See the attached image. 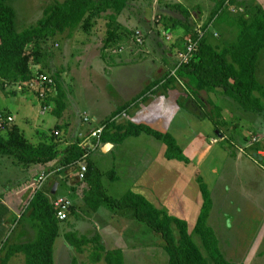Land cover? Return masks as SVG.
<instances>
[{"label":"crops","instance_id":"1","mask_svg":"<svg viewBox=\"0 0 264 264\" xmlns=\"http://www.w3.org/2000/svg\"><path fill=\"white\" fill-rule=\"evenodd\" d=\"M237 1L241 7H243V4L246 6L258 4L264 9V0ZM249 1H251V5L248 3ZM177 3H182L187 6L184 2L177 1ZM212 3L213 5L209 8V13L215 6V2ZM204 5L198 2L195 4V6ZM98 42L101 44V40ZM97 47L98 45H95V48ZM132 55L134 56L133 61L142 58L136 55V53ZM94 57L96 60L102 56L98 54V51H95V56L89 59L88 54H86L84 57V65H77L74 71L71 70L69 72L72 80L71 84L78 79L79 82L82 81L87 85L88 92L86 96L78 94L72 97L74 101L77 98L80 100L79 103L73 101L74 107H68L66 104L64 111L60 115L64 119L63 125H66V129L62 130L57 125L54 131L56 129L59 130L60 135L57 136V139L53 136L54 138H51L47 143L57 142V149L60 151L64 150L72 142L80 140L79 133H87L97 123L109 119L114 113H117L115 116V122L117 124H146L162 133H169L175 138L177 144H179L184 154L189 158L190 162L188 164L177 159H167L165 157L166 144L154 137H152L153 139L151 141L146 140L145 143H142L144 144L142 147L139 145L141 143L138 142V138L142 136L141 134L138 136H129L120 143L113 141L102 142L100 148L104 153L114 155L116 165L112 168L115 169L117 176L120 172V166L124 167L125 170L126 167L129 170V165L131 166L130 172L132 173H126L133 175L132 178H134L135 186L129 190L145 196L156 207L167 209L169 214L185 220L190 229L195 226L203 205V196L196 179V175L201 176L208 187L212 200L208 225L215 231L219 241V247L221 245H234L232 241L235 237L234 230L243 231L248 236L246 240H249L253 236L252 239L259 237L260 233L258 232L264 228V221L262 219L264 213V149H259L258 145L254 143H249L248 145V142L245 140L246 137H242L239 134L236 126L231 128L227 119L229 113L223 111V107L219 111L217 118L213 116L210 109L209 111L206 110L205 108L211 105L209 97H205L201 93V96H186L188 101L185 105L181 106L179 96L181 91L184 92V87L182 86L185 85V80L183 79V84L177 81L162 84L161 81L159 83L161 86L156 88L152 94L132 103L147 85L154 81H159L163 74L168 69H171L169 65H162L165 63L164 59L161 65H158L157 61L154 62L155 65H152L151 62L153 60H141L140 65H121L122 59L121 61L114 60V65L108 66L110 71L107 73V79L105 77L103 81L101 76L104 75L102 66L88 64L91 58ZM131 66L136 70L144 72L141 75L138 74V76H141L140 84L135 87L133 85V92L129 90L131 89L130 81L135 77L131 76L127 79L126 73L122 77L123 71ZM118 82L120 83L117 84ZM107 90L111 93L108 96L104 94ZM101 93L105 96V103L102 105L103 110L100 109L99 105ZM216 94H221V97L224 96L225 99L228 98L222 94V90L220 92L216 90ZM109 97L110 99L113 97L111 99L113 105L107 102ZM197 97L200 98V102L196 101ZM46 98L47 96H45L44 103L48 105ZM210 100L214 102L212 98ZM106 109H109L108 112L100 115V110L104 111ZM8 112L13 115L15 122L14 113L11 111ZM85 113L93 114V121L95 120L94 122L96 123L84 122L82 116ZM230 115L233 118L232 114ZM260 131L264 132V128ZM27 139L29 140V138ZM30 142L33 144L40 143ZM243 145H247V148H243ZM58 161L59 159L54 162L56 164L55 167L51 161L47 164V168L45 167L46 169L42 167L37 172L39 175L42 171L50 170L53 167L52 171H49V177H56V179L52 178L49 180L48 184L43 185L42 190L48 194L51 201L58 197H69L71 199L74 209H71L67 219L62 221L71 220L69 221V227H76V230H78L77 234L80 235L78 237H86L89 242L75 249L66 238L67 241L63 247L64 253L59 255V257H57L53 246L54 264H82L84 257L90 258L85 253V249L90 251L91 248H95L98 244H101L105 251L118 248L122 249L124 264H127V261L128 264H149V262L151 264H168L169 256L161 244H152L153 253L149 257L146 256L147 252L144 255L141 252L146 248V244L143 246L139 242L137 234L133 236L136 238L133 243H126L125 236L130 231L127 227L121 228L105 222L97 223L96 219L95 223L77 226L72 219L73 214L76 213L78 208L75 204V198L95 218L98 216L101 206L106 203L101 204L97 210L93 211L85 199L88 192V184L84 181L85 179L83 181L77 179L76 168L73 164L64 170V166L56 163ZM31 181L34 182L32 185L36 184L34 177L31 178ZM61 181H65V185L61 186ZM55 184L57 186L55 192H53L52 190ZM106 190L108 189L106 188ZM65 192L71 194L68 195ZM4 205L3 213L0 216V239L7 235L3 242L9 240L17 245L35 240L38 235V229L35 227L34 222L25 215L21 216L19 214V207H16L14 202H5ZM260 207L262 213L260 212ZM5 208L7 209L6 212L11 213L13 218L16 215L17 218L19 217V220L14 218V223H7L4 216V213H6ZM124 211L122 213L120 212L119 215L126 217L125 214L127 213H124ZM108 215L110 213H104V216ZM9 225H14L10 236L9 232L6 233L7 228L5 227ZM140 228L143 229V227ZM143 230L146 229L144 228ZM236 238L237 246L251 244L250 241L242 242L238 232L236 233ZM126 248H130V251L123 250ZM74 250L76 251L75 254ZM128 252L130 254L127 256ZM17 255L18 253L10 258L8 263L14 264L18 258H23L25 262V257L22 253H20V257H17ZM103 261L104 259L100 260V262Z\"/></svg>","mask_w":264,"mask_h":264},{"label":"trees","instance_id":"2","mask_svg":"<svg viewBox=\"0 0 264 264\" xmlns=\"http://www.w3.org/2000/svg\"><path fill=\"white\" fill-rule=\"evenodd\" d=\"M212 1L215 2V6L203 24L206 33L201 39L196 55L187 64L181 65L175 74L170 73L176 63L169 65L171 69H168L159 81L147 85L132 103L152 94L161 81L162 84H169L172 81H178L179 78L185 80L186 90H183L188 97L199 96L203 90L214 92L217 88H222L223 95L235 101L244 111L260 114L264 120V84L257 77L260 54L264 51V9L258 4L250 7L245 5L247 10L244 13L232 16L229 7L234 6L237 0ZM128 3L129 0L55 1L44 8L42 17L35 24L19 29L12 0H0V85L2 83L4 88L7 84L16 86L18 83L28 86L33 80V64L42 62L47 54L44 53L43 44L67 30L73 31L80 28L83 31H90L94 21L96 24L97 17L109 12L102 46V54H105L106 49L121 43L128 35V29L118 21ZM167 8L173 13H163L162 24L161 20L158 21L159 27L170 33H176L175 30L179 28L181 38L176 37L175 40L182 43L194 36L197 26V9L190 10L177 2L169 3ZM210 21L234 27L236 29L234 38L224 39L220 44H214L207 37ZM29 47L32 48L31 51ZM45 49H49L48 46ZM164 60L167 62L166 59ZM39 72L46 73L42 69ZM54 81L55 87L47 88L46 96L50 100L55 99L54 112L59 116L66 107V104L62 102L66 93L61 88L62 85H59L58 79L55 78ZM15 92L17 90L13 89L12 93ZM220 107L215 106L216 115L213 116L216 118L221 110ZM116 115L117 113H114L109 119L99 123L107 125L101 142L120 143L129 136L146 133L166 144L167 159H177L186 164L190 162L175 138L169 133H162L146 124H117ZM53 136L57 138L54 133ZM245 140L248 142L247 137ZM78 142L76 140L60 151L57 149V142L33 144L17 124H6L4 129L0 128V158L10 156L26 166L40 164L47 168L49 162L59 157V163L65 170L84 154L85 149L80 147ZM243 148L247 147L243 145ZM86 162L87 171L84 181L88 184V192L85 199L91 209L95 211L101 204L106 203L112 209L133 210L136 220L147 224L163 238L164 243L161 246L169 256L168 264H238L225 257L219 248L215 231L208 225L212 200L201 176L196 175V179L203 196V205L195 226L190 229L185 220L169 214L163 208L156 207L139 193L129 190L118 198L110 195L103 185L102 171L90 157ZM106 174L111 181L118 179L113 168ZM71 209H74V206L69 208L68 213ZM23 215L34 222L38 229L37 238L20 245L5 240L0 249L2 254H4L2 251L6 250L1 264H7L10 257L17 253L24 255V264H54L53 246L59 234L60 220L56 216V209L48 194L42 189H36ZM194 235L199 237L203 250L195 242ZM66 236L76 247L89 242L86 237L78 238L71 233ZM94 251L95 255L92 259L95 262L104 259L105 264H124L122 249L105 251L104 247L98 244ZM207 256L211 258V261Z\"/></svg>","mask_w":264,"mask_h":264},{"label":"rangeland","instance_id":"3","mask_svg":"<svg viewBox=\"0 0 264 264\" xmlns=\"http://www.w3.org/2000/svg\"><path fill=\"white\" fill-rule=\"evenodd\" d=\"M55 1H64V0H12V5L16 9L17 13V26L19 29H23L25 27H28L32 24H35L39 18L42 17L43 10L45 7L51 5ZM184 2L188 7H190V10L197 9L196 13V20L197 25H202L210 16L209 8L212 7L214 1L212 0H129V3L127 7L124 9L122 14L119 16L118 21L122 24V26L126 29H128V35L126 36L123 41L117 45H114L108 49H106V53L102 54V46H103V38L106 35L107 30V16L108 13H104L102 16L97 17L96 24L95 21L93 23V26L90 31H83L80 28L73 31H65L62 34H58L57 36L53 37L52 39H49L47 43L43 44L42 47H44V53L46 52V56L44 57L42 62L33 64L32 69H42L46 72V74L50 75L53 80L56 78L59 81V85H62V89L66 94H64V97L62 98V102L67 104L68 107H74L73 106V99L72 97L77 96L78 94L86 96L88 89L87 85H85L82 81L79 82L77 79L74 81V83L71 84V75L70 71H74L77 65H84V57L86 54H88V57L95 56V51H98V54H101V58H97L95 60L94 58H91V60L88 62V64L91 65H101L102 69L104 71V75L102 76V80L104 81L105 77L107 79V73L110 71L108 68L109 65H114V60L121 61V65H140L144 61H152L151 64L155 65V61H157L158 65L162 64V60L166 59L167 62L163 63L162 65H175L176 60V50L180 48L182 41H176V37L181 38V33L179 31V28L175 30L176 33H170L173 37V41H167L165 37L162 34V28L159 27L158 22L162 18V14H171V12L167 5L169 3L174 2ZM200 3L204 6H195L196 3ZM251 5V1L248 2ZM194 5V6H193ZM235 6V7H234ZM234 6H230L229 11L232 16H237L241 13H244L247 9L245 8V4H243V7L238 5V1H236ZM238 6V7H236ZM250 7V6H249ZM196 12V11H195ZM209 13V14H208ZM162 24V20H161ZM209 30H208V38L211 39L212 42L215 44H220L222 40H230L233 39L236 33V29L234 27H228L226 24H219L217 22L210 21L208 23ZM162 29V30H161ZM182 31V29H181ZM141 33L143 36V44H140L136 37L138 33ZM215 33L217 35L215 36ZM214 34V35H213ZM103 37V38H102ZM179 39V38H178ZM101 40V44L98 42ZM176 42H181L179 45L175 44ZM158 43V44H157ZM95 45H98L97 48H95ZM48 46L49 49H45V47ZM100 47V50H99ZM120 47L123 48V51L120 53H114L113 49H119ZM86 48V50H85ZM88 48V50H87ZM32 48L29 47V51H31ZM160 50V51H159ZM162 52V53H161ZM133 53H136V55H139L142 57L141 59H138L137 61H133L134 56ZM117 56V57H116ZM87 64V65H88ZM150 64V65H151ZM145 65V64H143ZM77 70V69H76ZM126 73V78L133 76L135 77L133 80H131V90L132 92L134 89L132 88L140 84V77L138 76L143 74V71L136 70L133 66L127 68L123 71L122 77ZM64 74V75H63ZM257 77L258 79L264 84V51L261 52L259 62H258V68H257ZM55 82V81H54ZM134 82V83H133ZM178 83L182 84V79L178 78ZM118 82L117 84H119ZM185 83V82H184ZM161 84L157 85L156 88H159ZM182 86V85H181ZM184 87V86H182ZM48 85L44 86L43 89H47ZM13 89H16L17 92L12 93ZM75 89V93H74ZM185 89V88H183ZM222 90V88H220ZM219 88H217V92H220ZM186 90V89H185ZM203 96L209 97V101L211 103L210 106H207L205 109L209 111V109L212 111V114H216L215 106H221L220 108L223 111L229 113V116L227 117L228 123L231 125V128L236 126L237 131H239V134L242 135V137H247L248 139V145L249 143L253 142V138H257V142H253L254 144L258 145L259 149H264V132L260 131L264 128V120L263 117L260 114L257 113H251L244 111L235 101H233L230 98L225 99L224 96L221 97V94H216L215 92H207L205 90L200 92ZM107 96L110 93V91H106ZM104 94L101 93L100 96V109L103 110L102 105L105 100ZM188 96L185 91L180 93L179 96V103L180 105H185L188 101L186 98ZM192 96V95H190ZM201 96V95H200ZM213 99L214 102L210 99ZM113 99V97H111ZM110 97L107 102L112 104ZM199 97H197V102L199 101ZM48 105L45 109V112L42 113V108L45 102V98H40L38 96L37 89L30 88L29 86H23L22 89L18 88V85L10 86L7 84L5 88L2 86V83L0 85V112L3 113H9L8 111H11L15 115V124L18 125V127L21 129L22 132H24V135L29 138L30 141L38 143V142H48L53 137L54 128L59 125V127L64 130L66 129V125H63L64 119L63 117L58 116L55 112V99H49L46 98ZM78 100V101H77ZM76 101L79 103V98H77ZM227 102H229L227 104ZM101 103V104H100ZM234 103V104H233ZM141 104V103H140ZM93 105V104H91ZM108 105V103H107ZM113 105V104H112ZM139 105V104H138ZM233 105V107H232ZM235 105V106H234ZM100 110V115H104L105 112H108L109 109H106L104 111ZM224 114V112H223ZM233 118H231V115ZM88 116L91 117V121L87 123H96L93 121V114L88 113ZM241 117V118H240ZM225 121L226 119L223 118ZM100 123V122H99ZM97 123V124H99ZM237 123V124H236ZM230 128V129H231ZM235 128V129H236ZM3 135L5 132H1ZM142 136L138 138V142H140L142 147L144 146L145 141H151L153 139L151 135H148L146 133H142ZM244 135V136H243ZM57 139V138H56ZM59 158V157H58ZM54 159L52 161V164L58 159ZM90 159L99 167V169L102 171V182L103 185L108 189V193L116 198L121 197L124 192L129 190L134 185V178H132L133 175L127 174L132 173L131 166L129 165V170L126 167V170L124 167H119V174H118V181H111L106 174L107 171H109L112 167H115L116 163L114 161V155L113 154H107L104 153L103 150L99 147L96 151L94 150L92 154L90 155ZM57 164L59 163L56 162ZM60 165V163H59ZM54 167L56 164L54 163ZM46 169L44 166H41L40 164H32L29 166H26L24 164L18 163L13 157L10 156H2L0 158V216L3 213L4 210V204L6 203H15L16 207H19V214H23L24 209H26V205L28 200L33 195V192L36 189H42L43 185L48 184L49 180L52 178H55V176H50L45 180L43 185L41 187H38V184L32 185L34 182L31 181V178L38 179V174L40 169ZM76 168V167H75ZM53 167L50 168L52 171ZM46 170V171H50ZM127 172V173H126ZM56 175V174H53ZM187 177H189L188 174H186ZM65 185V181H61V186ZM66 193V192H65ZM70 195L71 193H66ZM69 198V197H66ZM75 198V204L77 205L76 213L73 214L72 219L74 220V223L79 226L88 225V223H95L96 222H105V223H111V225L117 226V227H127L130 229V231L127 232L125 236V242L128 244H131L136 240L135 237L137 234V238H139V242L145 246L146 248L143 249L141 252H143V255L145 252H147L146 256L151 257L152 256V244H162L164 243L163 238L161 235L154 231L152 228H150L147 224L141 223L138 220L135 219L134 212H132L131 209L125 210L124 213L125 216L119 215V213L123 210H114L107 206L106 204L101 206V210L98 214V216L92 217L89 212L86 211L85 207L83 205H80L79 201ZM168 211L167 209H165ZM7 209L5 208V212ZM115 211V212H114ZM130 211V213H129ZM110 213L108 216H104V213ZM260 212L262 213L261 207ZM118 213V214H115ZM68 215V214H67ZM5 220L7 223H12L17 218L16 215H13L9 212L4 213ZM16 216V217H15ZM19 218V217H18ZM17 218V220H19ZM262 219L264 221V213L262 216ZM69 221H60V227H59V235L56 239L54 248L55 253L57 257L59 255H62L64 253V245L66 243V234L70 233L78 237L80 235L77 234L76 227H69ZM210 221V219H209ZM15 222V221H14ZM13 222V223H14ZM140 225V226H139ZM264 225V224H263ZM14 225L5 226L6 233H10L13 230ZM140 227L145 228L146 230L141 229ZM235 237L232 239L233 244L231 246H222L220 250L223 252L225 257L233 262L238 264H264V228L261 229L258 233H260L259 237H250L249 240L248 236L240 230H234ZM238 232L239 237L242 242L244 241H250L251 244L247 246H237V238L236 233ZM134 234V235H132ZM232 235V234H231ZM4 237L0 239V249L2 246V242L4 240ZM79 238V237H78ZM195 242L201 247L203 250V247L201 245V241L197 235L193 236ZM69 241V240H68ZM69 243L73 245L70 241ZM76 248L75 245H73ZM90 246V245H89ZM88 246V247H89ZM95 248H91L89 251L88 249H85V253L90 256V258H83L82 264H95V261H93L92 257L95 255ZM123 250L130 251V248H126ZM5 251H2L4 254L0 253V264L1 260L5 255ZM74 250V254H75ZM130 254V252L127 253V256ZM207 254V253H206ZM13 254L10 258L14 257ZM142 255V256H143ZM17 257H20V253H18ZM209 261H211V258L207 256ZM13 260V259H11ZM20 260V261H19ZM9 264V263H7ZM14 264H24V259L21 258L14 262ZM59 264V263H57ZM96 264H105L103 262H98ZM128 264V261H127ZM149 264H151L149 262Z\"/></svg>","mask_w":264,"mask_h":264},{"label":"built area","instance_id":"4","mask_svg":"<svg viewBox=\"0 0 264 264\" xmlns=\"http://www.w3.org/2000/svg\"><path fill=\"white\" fill-rule=\"evenodd\" d=\"M204 24V23H203ZM202 25H197L195 28V35L187 38L180 48L176 50V65L175 67L171 70L170 74H175L176 70L184 64H187L197 53L199 44L201 42V39L203 36H205L206 29L203 28ZM163 36L167 41H173L172 35L168 31H163L162 32ZM139 32L136 40L140 43L143 44V36ZM123 51V48L120 47L119 49H113L114 53H121ZM33 71V77L32 81L28 84L30 88L37 89L38 96L40 98H45L46 96V89H43L44 86L49 85V87H54L55 82L53 78L43 72H39L38 69H32ZM23 84L19 83L18 88L22 89ZM47 108V104L44 103L43 108H42V113L45 112V109ZM82 119L84 122H89L91 121V117L88 116V114H84L82 116ZM14 122V117L11 114H6V113H0V128L4 129L6 127V124H12ZM106 124H98L95 127L91 128L87 133H79L80 140L78 142L80 147H83L85 149L84 154L82 158L79 160L75 161L73 163V166L76 167V177L78 180L83 181L85 179V173L87 171V159L89 156L92 154V152L102 145V134L106 128ZM55 135H60L59 130L54 131ZM253 142H257V138H253ZM251 142V144H253ZM247 147V145H245ZM50 172H41L38 175V179H36V184H38V187H41L45 180L49 177ZM55 209H56V216L57 218L62 221L67 219L68 217V210L72 206V201L69 198L66 197H58L55 200L52 201Z\"/></svg>","mask_w":264,"mask_h":264},{"label":"water","instance_id":"5","mask_svg":"<svg viewBox=\"0 0 264 264\" xmlns=\"http://www.w3.org/2000/svg\"><path fill=\"white\" fill-rule=\"evenodd\" d=\"M56 186H57V184L54 185L53 190H52L53 192H55Z\"/></svg>","mask_w":264,"mask_h":264}]
</instances>
